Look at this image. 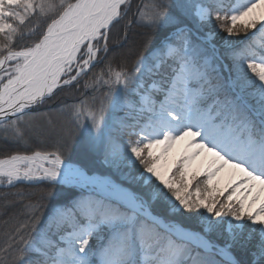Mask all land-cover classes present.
Masks as SVG:
<instances>
[{
  "label": "snow or ice",
  "instance_id": "1",
  "mask_svg": "<svg viewBox=\"0 0 264 264\" xmlns=\"http://www.w3.org/2000/svg\"><path fill=\"white\" fill-rule=\"evenodd\" d=\"M0 189V264H264V0H0Z\"/></svg>",
  "mask_w": 264,
  "mask_h": 264
},
{
  "label": "rangeland",
  "instance_id": "2",
  "mask_svg": "<svg viewBox=\"0 0 264 264\" xmlns=\"http://www.w3.org/2000/svg\"><path fill=\"white\" fill-rule=\"evenodd\" d=\"M183 143L184 142H180L171 152V155H170V159H176L180 156L181 154V151L183 149ZM228 179H229V176L227 175V173L224 174V176L222 177L221 179V187H223V185L225 183L228 182Z\"/></svg>",
  "mask_w": 264,
  "mask_h": 264
},
{
  "label": "trees",
  "instance_id": "3",
  "mask_svg": "<svg viewBox=\"0 0 264 264\" xmlns=\"http://www.w3.org/2000/svg\"><path fill=\"white\" fill-rule=\"evenodd\" d=\"M114 32H115V30H114ZM21 187V189H23V190H25V191H28L29 189H27L25 186H23V185H21L20 186ZM3 191H7L6 189H0V192H3ZM11 191L12 192H15V191H17V189H11Z\"/></svg>",
  "mask_w": 264,
  "mask_h": 264
}]
</instances>
